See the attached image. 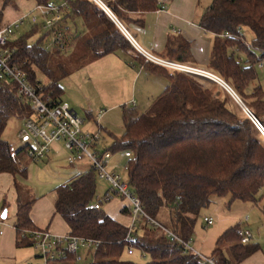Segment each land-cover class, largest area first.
I'll list each match as a JSON object with an SVG mask.
<instances>
[{"label": "trees", "instance_id": "1", "mask_svg": "<svg viewBox=\"0 0 264 264\" xmlns=\"http://www.w3.org/2000/svg\"><path fill=\"white\" fill-rule=\"evenodd\" d=\"M17 0H0V29L5 26L7 7ZM47 5L53 0H34ZM59 31L62 46L49 48L50 33L33 26L30 34L16 38V61L28 73L31 82L44 74L45 93L62 102L60 80L68 76L66 65L81 70L109 54L134 51L115 22L91 0H66ZM171 0H106L107 6L125 26H143L144 16L160 10ZM77 20L84 25L80 32ZM200 26L213 34L214 43L209 68L230 84L242 103L264 129V90L259 84L257 65L264 59V0H213L201 15ZM250 29L254 38L248 44L242 34ZM36 33L39 41L29 44ZM176 40L174 43L173 41ZM168 43L166 57L185 61L188 43L174 39ZM178 46L176 47V45ZM249 45V46H248ZM74 56V58H73ZM71 58V60H70ZM148 72L166 76L169 84L149 109L136 118L124 116V134L115 137L105 152H132L128 162V181L140 198L145 211L183 240H191L203 208L214 197L232 201L256 202L264 189V135L239 106L215 93V83L146 62L137 55ZM207 82V83H205ZM24 103L16 96L14 83L0 80V175L27 176L21 169L22 153L4 139L10 120L24 115ZM96 172L78 174L56 189L55 211L70 228L71 236L100 242L92 264H203L194 254H187L159 229L141 224L134 232L133 255H128L125 241L128 227L113 219L102 208L90 210L98 200ZM18 191L15 228L17 247L31 248L35 227L31 212L37 199L25 200ZM131 214L128 208L122 210ZM241 233L231 228L220 237L214 256L219 264H231L220 246L236 242L231 254L238 264L259 251V246L241 244ZM146 256L140 263L127 256ZM50 264H78L75 256Z\"/></svg>", "mask_w": 264, "mask_h": 264}, {"label": "built area", "instance_id": "2", "mask_svg": "<svg viewBox=\"0 0 264 264\" xmlns=\"http://www.w3.org/2000/svg\"><path fill=\"white\" fill-rule=\"evenodd\" d=\"M97 4L118 26L120 31L131 43L132 47L146 62H150L173 72L195 75L201 78H208L223 87L227 85L224 80L209 70L190 67L181 63L165 61L152 57L141 51L135 43L132 34L121 24L110 8L106 0H91ZM68 8L66 0H53L47 5H38L35 10L37 13L29 17H21L0 29V80L9 81L16 86V96L24 103V122L18 131V138L27 143L28 158L34 162H40L48 156L55 143L63 142L72 163L89 160L92 168L101 180L111 184V190L103 198H98L89 208L90 210H101L103 203H109L113 195L120 196L128 202L131 211V223L128 226V233L125 241L128 245V255H133L134 243L136 238L134 232L141 224H146L152 228L162 230L168 239L179 244V248L184 253L198 256L203 264H219L216 257L205 258L192 248L191 240H183L171 230L166 229L160 222L151 217L144 209V206L122 175L112 171L111 159L112 152L101 151L102 141L100 134H91L83 131L85 120L77 112L63 102H56L45 93V85L37 80L31 82L28 73L16 61L17 48L11 44L16 33L24 28L27 23L32 26H42L45 32H49V48L53 45L62 46L64 35L59 31V24L63 21V10ZM167 5L163 4L159 11H165ZM249 46V45H248ZM258 65L264 67V59ZM227 88V87H225ZM233 91V90H232ZM235 96V92H232ZM242 106L244 104L241 102ZM104 112L98 114V121L102 119ZM257 127L264 135L263 127L256 122ZM128 160L132 158V152L124 151L121 154ZM128 172V164L124 167ZM206 227L214 224L211 217H205ZM33 246L41 253L46 264L64 260L69 255L75 256V263L83 261V257L78 254L80 248L89 249L90 252L100 246V242L94 239L81 238L71 235L59 236L49 230H38L31 235ZM253 235L250 231L242 233L241 243H251Z\"/></svg>", "mask_w": 264, "mask_h": 264}, {"label": "rangeland", "instance_id": "3", "mask_svg": "<svg viewBox=\"0 0 264 264\" xmlns=\"http://www.w3.org/2000/svg\"><path fill=\"white\" fill-rule=\"evenodd\" d=\"M35 8L36 6L33 1L17 0L14 5L6 8L4 24L14 22L21 16L25 17L28 15L31 17L37 13ZM77 25L79 26L81 33L85 31L81 20H77ZM127 28L129 29L128 26ZM129 30L134 34L131 29ZM33 31V26L27 23L24 28L16 33V38L30 34ZM242 34L247 43L252 44V40L254 38L253 32L250 29L243 27ZM41 35L42 33H36L35 35L31 36L29 39V44L32 45L37 43ZM117 55L125 56L126 54L125 52H119ZM107 59L108 58H106V60H97L81 71L75 70L76 68H74L75 66L72 64H70V66L66 65L67 72L69 74L60 80V85L63 88L62 98L64 99L65 96V98H69L68 100L73 101V103L71 102L72 108H74L78 115L86 121L85 125H83V131L86 133H98L101 135V151L109 150L112 147L113 137L123 136V116L125 114L128 116V118H135L138 115H134V113L140 114L142 112L140 107L133 108L130 105L134 101L131 89L127 90L125 87L114 88V90L121 93V96L105 99L99 95H95L96 93H94V89L89 86L91 79L94 80L95 74L98 70H100L99 72L101 73L110 72L113 70L110 69L111 63L109 62L110 60ZM257 71L259 75V84L264 90V67L261 68L259 65H257ZM203 79H205V81L208 83H215V93L221 95L222 97H226L229 102L239 106L240 109L245 114H247L248 109H246L245 106H240L237 99L239 102H241V99L230 84L227 83L235 92L236 96L228 89V87L225 88L222 86V84L208 78ZM38 80L44 85H47L48 83L47 79L42 73H38ZM113 84L116 85L117 81H114ZM150 103H145L143 107L144 111L141 114L145 113L149 109L151 105ZM101 111L104 112V119H102V122L100 123V121L95 119V117L98 116ZM96 120L99 122V124H97ZM20 127H22L21 120L19 117H14L9 121L3 135L5 140L11 141V139H16L18 141L17 144L19 147L23 146L24 144L18 138L17 131ZM114 154L115 153H113V155ZM53 161H56V159ZM31 163L32 164L29 170L28 178H26L27 181L23 180V182H20L19 184L21 185V193L24 194L25 200L38 199L35 206L36 211H53V202L55 199L53 192L56 188L64 185L68 179H71L75 175L68 173V171L73 167L68 168L69 170L64 169L69 167L67 161L65 160L55 162L52 165L47 160L41 161L39 163ZM125 163V160H120V158L113 157L112 164L118 165L119 168L117 171L123 175L125 180H127L128 175L123 170ZM75 167H77V174L83 172L85 173L91 169L92 164L89 160H84L82 162L76 163ZM95 176L97 183L96 196L98 198H103L108 192H110L112 188L111 184L107 181L101 180L97 174ZM112 195L113 199L111 202L103 203V209L106 212H110L111 214L117 216L122 207H128V202L120 196L115 194ZM57 217L56 229L58 231L66 230L65 225L67 226V224H65L64 220H62L59 216ZM205 217L213 218L214 224L210 227H206L204 223ZM231 228H237L240 233L245 230L250 231L253 235L252 244L259 246V251L243 264H264V189L259 192L256 202H247L241 200L232 201L230 197H214L211 200L209 206L203 208L200 212L195 227V233L191 239L192 248L205 258H214V253L217 249V244L220 237ZM52 233L57 234V232L55 233L53 231ZM235 244L236 242H225L220 246V250L224 256L228 258V260L234 264H238L231 255V247H233ZM24 251L30 254L33 259L32 263L26 264H46L41 253L34 246L25 249ZM78 254L83 257V261L78 264H92L94 262V250L90 252L89 249L81 247ZM127 258H131L132 260L140 263H146L149 261L148 257L141 255L132 257L127 256Z\"/></svg>", "mask_w": 264, "mask_h": 264}, {"label": "crops", "instance_id": "4", "mask_svg": "<svg viewBox=\"0 0 264 264\" xmlns=\"http://www.w3.org/2000/svg\"><path fill=\"white\" fill-rule=\"evenodd\" d=\"M30 1H33L35 6L37 5L34 0ZM212 3L213 0H171L166 4L167 9L165 11L158 10L146 14L144 16L143 26H128L129 29L134 32V34L127 28V26L122 23L121 24L132 34L138 48L146 54L151 55L152 57L157 59L165 61L167 60L175 63L188 65L190 67L209 70L216 74L213 70L209 68L210 56L214 43V36L213 34L204 30L199 24L201 15L205 10H207V8L212 5ZM7 24L5 23V25ZM174 39L181 40V42L188 43L189 45V53L187 54V57H185V61L183 62H180L178 60H171L166 57L168 43ZM173 42L175 43L176 40H174ZM177 46L178 44L176 45V47ZM117 54L118 53L109 54L105 57L98 59L106 60V58H108L107 60H110L109 62L111 63L110 69L113 70L104 73H101L99 72L100 70H98L95 74L94 80L91 79L89 86L94 89V93H96L95 95H99L100 97H103L105 99L121 96V93L114 90V88L125 87L127 90L131 89L134 101L130 105L133 108L140 107L141 111L143 112V107L146 102L147 104L150 102V104H152V102L164 92V90L169 84L168 80H166L168 78L163 75L153 74L146 71L141 66V64H139V60L137 58V55L139 54L135 50L125 52V56H120ZM90 64L86 65L81 70L85 69ZM169 72L173 73L172 71ZM114 81H117L116 85L113 84ZM68 99L64 96V99L62 98L61 101L63 103L68 104L70 108L76 112V110L71 106V102L73 103V101ZM140 114L134 113V115H138L136 117H139ZM19 119L21 120L23 125L24 115L19 117ZM95 119H98V116H96ZM102 119L104 118L102 117ZM102 119L100 120V123L102 122ZM97 124H99L98 121ZM20 128L18 129V131L20 130ZM114 138L115 137H113V142ZM6 141H8L16 151L27 146V143L21 141L24 144L23 146L19 147V145L17 144L18 141L16 139ZM27 152L28 149L26 148L25 152L22 153L21 159V169L26 171L27 176H14L9 173H4L0 175V264H26L32 263L33 261L32 256L26 251H24L28 248L17 247V232L15 228L16 214L18 211V191L16 185L20 184V182H23V180L27 181L26 178H28L29 170L32 164L31 162L39 163L29 159ZM122 152L124 151L116 152L113 157L120 158V160H125V167L126 164H128L129 160L121 155ZM113 157L111 159V169L112 171L122 175L120 172L117 171V169L119 168L118 165L112 164ZM55 159L56 161H53ZM45 160H47L51 165L55 162L65 160L67 161L69 167L64 169L73 167L71 170L68 169V173H71L72 175L75 174L73 177L78 175L77 167H75L76 163H72L69 161L68 152L66 151L64 143L62 141L55 143L52 146L50 153L48 154L46 159L42 161ZM124 167L123 170L128 175V172L125 170ZM69 180L70 179H68L67 181ZM56 189L53 192L55 195L52 209L53 211H36L35 206L38 201L37 199L31 212V218L33 224L39 230H49L51 232H57V234L60 233L58 234L59 236H66L70 234V228L68 227V225H65L66 230L64 231H58L56 229L58 218L57 216H59L63 220V218L60 215L56 214L55 211ZM123 208L125 207L121 208V210L119 211L120 214L118 213L117 216L111 214L110 212L106 213L109 214L113 219H115L119 223L128 227L131 223V216L130 214H125L122 211ZM5 210L6 213H4ZM239 243H241V241ZM253 255L245 261H248L250 258L253 257ZM226 259L228 260V258ZM228 261L231 264H234L230 260ZM245 261L240 264L245 263Z\"/></svg>", "mask_w": 264, "mask_h": 264}, {"label": "water", "instance_id": "5", "mask_svg": "<svg viewBox=\"0 0 264 264\" xmlns=\"http://www.w3.org/2000/svg\"><path fill=\"white\" fill-rule=\"evenodd\" d=\"M237 101H238V103L240 104V106H242V104H241V102H239V100L237 99ZM243 107V106H242ZM248 111V110H247ZM249 113V114H248ZM247 114L250 116V118L256 123L257 122V120L254 118V117H252V114L248 111L247 112ZM4 213H6V210H5V212Z\"/></svg>", "mask_w": 264, "mask_h": 264}, {"label": "bare ground", "instance_id": "6", "mask_svg": "<svg viewBox=\"0 0 264 264\" xmlns=\"http://www.w3.org/2000/svg\"><path fill=\"white\" fill-rule=\"evenodd\" d=\"M225 87H228L227 85H225ZM228 89L230 90V91H232V89L230 88V87H228ZM233 92V91H232Z\"/></svg>", "mask_w": 264, "mask_h": 264}]
</instances>
